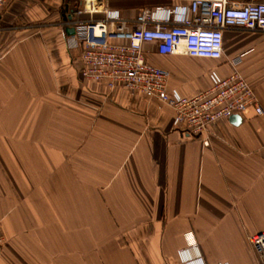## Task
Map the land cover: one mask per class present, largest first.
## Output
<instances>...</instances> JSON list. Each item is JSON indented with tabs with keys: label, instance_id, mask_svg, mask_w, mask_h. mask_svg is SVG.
<instances>
[{
	"label": "crops",
	"instance_id": "1",
	"mask_svg": "<svg viewBox=\"0 0 264 264\" xmlns=\"http://www.w3.org/2000/svg\"><path fill=\"white\" fill-rule=\"evenodd\" d=\"M78 1L0 12V264H256L245 238L264 231V34L224 31L217 60L144 44L183 96L240 56L262 114L195 134L155 99L81 77L82 47L60 25ZM105 1L129 19L189 2Z\"/></svg>",
	"mask_w": 264,
	"mask_h": 264
},
{
	"label": "built area",
	"instance_id": "2",
	"mask_svg": "<svg viewBox=\"0 0 264 264\" xmlns=\"http://www.w3.org/2000/svg\"><path fill=\"white\" fill-rule=\"evenodd\" d=\"M11 1L0 0V12ZM69 16L60 25L72 27L71 38L82 47L81 77L101 81L110 91L123 88L155 99L159 107L170 109L175 126L202 134L210 123L241 114L250 105L262 113L252 86L237 69L240 56L229 60L232 71L227 76L211 70L207 89L183 96L169 91V70L149 63L143 52L144 44L154 40L159 54L182 52L217 60L223 56L224 31L235 28L264 34V2L189 0L170 8H144L129 19L108 8L105 0H79ZM245 239L257 254L256 264H264V231ZM5 242L0 234V251Z\"/></svg>",
	"mask_w": 264,
	"mask_h": 264
},
{
	"label": "water",
	"instance_id": "3",
	"mask_svg": "<svg viewBox=\"0 0 264 264\" xmlns=\"http://www.w3.org/2000/svg\"><path fill=\"white\" fill-rule=\"evenodd\" d=\"M67 34H73L74 33V29H72V27H69V28H67ZM238 115L237 114H235L234 116H231L233 119H236V118H238L237 117Z\"/></svg>",
	"mask_w": 264,
	"mask_h": 264
},
{
	"label": "bare ground",
	"instance_id": "4",
	"mask_svg": "<svg viewBox=\"0 0 264 264\" xmlns=\"http://www.w3.org/2000/svg\"><path fill=\"white\" fill-rule=\"evenodd\" d=\"M156 8H157V7H156ZM181 53H182V52H181ZM250 85H251V84H250ZM251 86H252V85H251ZM252 88H253V87H252ZM253 91H254V90H253ZM254 94H255V93H254ZM255 97H256V96H255ZM250 106H251V105H250ZM250 106H249V107H250ZM251 107H252V106H251ZM260 107H261V106H260ZM261 109H262V108H261ZM254 111H255V110H254ZM262 112H263V109H262ZM255 113H256V112H255ZM235 114H237V115H241L242 113H241V114L235 113ZM235 114H234V115H235ZM256 114H257V113H256ZM261 114H262V113H261ZM234 115H232V116H234ZM258 115H260V114H258Z\"/></svg>",
	"mask_w": 264,
	"mask_h": 264
}]
</instances>
